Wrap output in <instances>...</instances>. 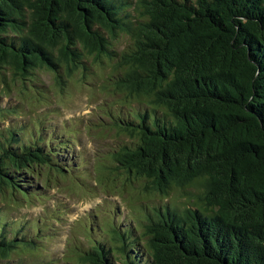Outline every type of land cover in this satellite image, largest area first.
Returning a JSON list of instances; mask_svg holds the SVG:
<instances>
[{
	"label": "trees",
	"instance_id": "trees-1",
	"mask_svg": "<svg viewBox=\"0 0 264 264\" xmlns=\"http://www.w3.org/2000/svg\"><path fill=\"white\" fill-rule=\"evenodd\" d=\"M103 60L100 92L121 99L100 110L112 137L94 183L137 199L68 241L62 263L264 264V0H0V80L22 95L0 121L49 106L40 73L62 89ZM46 120L0 127V204H44L77 178L75 138ZM5 216L0 264L39 250L34 224Z\"/></svg>",
	"mask_w": 264,
	"mask_h": 264
},
{
	"label": "rangeland",
	"instance_id": "rangeland-1",
	"mask_svg": "<svg viewBox=\"0 0 264 264\" xmlns=\"http://www.w3.org/2000/svg\"><path fill=\"white\" fill-rule=\"evenodd\" d=\"M125 42L126 40L120 44L115 43V48L122 50L126 45ZM106 69H108L106 61L94 63L88 73L83 75L77 73L71 80L64 83L62 89L56 86L52 75L42 72L39 78L48 92L43 93L44 98L41 99H46L49 106L34 111L32 107L27 109L24 105L20 116L0 121V127L4 128L11 123L19 125L34 117L36 113L45 112L46 126L59 130L60 125L64 124L66 132L69 131L71 137L75 138L77 143L73 149L80 160L76 165V168L80 167L75 171L77 178L58 181V190H61L57 192L52 189L45 192L48 198L47 201L43 200L44 204H35L29 208L0 204V209L7 220L24 219L36 226H29L25 237L35 240L39 250L34 253L17 251L11 255L10 264H17L20 257L23 264H34V260L63 264L61 259L66 248H69L68 241H73V244L78 243L82 240L80 238L83 237L84 230L89 228L94 231L95 227L103 225L105 220L111 218L113 221L117 218L125 220L128 216V210L125 207L128 205L127 201L132 196L137 199L135 192L129 193L128 190H124L123 196L119 197L102 195L94 183L96 179L92 170L94 161L105 155L112 137L110 135L104 139V135H101L100 124L103 112L100 110L121 99V96L111 95L110 91L107 92L110 93L108 97L100 92L103 85L101 78L109 73L104 71ZM5 77L10 91L3 88L0 80V108L10 109L20 104L21 82L13 83L8 73ZM25 86L28 87V83ZM33 90H27L30 96ZM132 107H135V104ZM140 201L141 199H138L135 202V208H139Z\"/></svg>",
	"mask_w": 264,
	"mask_h": 264
}]
</instances>
